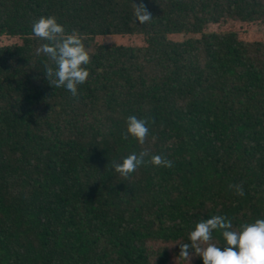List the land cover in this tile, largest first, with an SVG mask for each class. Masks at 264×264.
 Returning a JSON list of instances; mask_svg holds the SVG:
<instances>
[{
  "label": "trees",
  "instance_id": "trees-1",
  "mask_svg": "<svg viewBox=\"0 0 264 264\" xmlns=\"http://www.w3.org/2000/svg\"><path fill=\"white\" fill-rule=\"evenodd\" d=\"M42 16L89 52L75 97L36 54ZM1 39L0 264H188L180 243L200 220L264 219V0H0ZM145 150L172 167L115 171Z\"/></svg>",
  "mask_w": 264,
  "mask_h": 264
},
{
  "label": "clouds",
  "instance_id": "clouds-1",
  "mask_svg": "<svg viewBox=\"0 0 264 264\" xmlns=\"http://www.w3.org/2000/svg\"><path fill=\"white\" fill-rule=\"evenodd\" d=\"M133 7L136 22L146 24L151 21L152 15L143 3H133ZM32 31L35 37L47 41L36 49V54L46 55L55 64V68L47 63L44 66L49 84L54 88L64 87L75 97L78 85L85 83L89 77V71L82 67L90 62L82 37L76 30L66 34L64 26L54 16L40 17L33 23ZM126 123L127 134L143 145L149 134L148 121L132 115L127 118ZM152 139L155 141L156 137ZM147 155V150L139 155L132 153L122 163H114L115 171L126 180L144 163L172 167V162L161 155H153L150 161H145L144 157ZM229 188L234 189L238 196L245 195L242 184L229 185ZM214 230L221 233L226 241L225 247H218L212 242ZM188 241L190 243L179 242V258L187 260L188 264L193 256L201 257L203 264H264V219L244 223L240 230H233L229 218L214 215L196 223L194 230L189 233Z\"/></svg>",
  "mask_w": 264,
  "mask_h": 264
},
{
  "label": "rangeland",
  "instance_id": "rangeland-1",
  "mask_svg": "<svg viewBox=\"0 0 264 264\" xmlns=\"http://www.w3.org/2000/svg\"><path fill=\"white\" fill-rule=\"evenodd\" d=\"M238 28V26L237 25H225V26H209L208 27V30H227V29H229V30H233V29H237ZM262 26H259V25H256L255 26V31L256 32H260V31H262ZM1 43H10V41H8V40H4V39H1L0 40V44Z\"/></svg>",
  "mask_w": 264,
  "mask_h": 264
}]
</instances>
